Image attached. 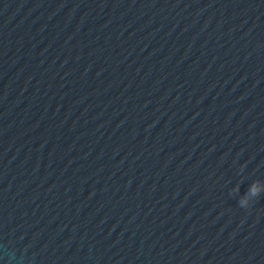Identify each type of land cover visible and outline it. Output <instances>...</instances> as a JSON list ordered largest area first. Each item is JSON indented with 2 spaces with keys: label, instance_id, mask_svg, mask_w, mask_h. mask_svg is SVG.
Segmentation results:
<instances>
[{
  "label": "water",
  "instance_id": "1",
  "mask_svg": "<svg viewBox=\"0 0 264 264\" xmlns=\"http://www.w3.org/2000/svg\"><path fill=\"white\" fill-rule=\"evenodd\" d=\"M264 71V0H0V264H101Z\"/></svg>",
  "mask_w": 264,
  "mask_h": 264
},
{
  "label": "clouds",
  "instance_id": "2",
  "mask_svg": "<svg viewBox=\"0 0 264 264\" xmlns=\"http://www.w3.org/2000/svg\"><path fill=\"white\" fill-rule=\"evenodd\" d=\"M253 194H255V191H253Z\"/></svg>",
  "mask_w": 264,
  "mask_h": 264
}]
</instances>
